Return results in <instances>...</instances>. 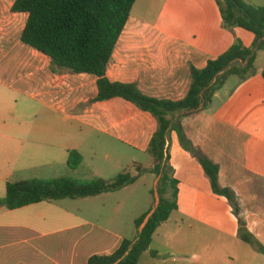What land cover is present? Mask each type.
Returning a JSON list of instances; mask_svg holds the SVG:
<instances>
[{"label": "crops", "instance_id": "crops-1", "mask_svg": "<svg viewBox=\"0 0 264 264\" xmlns=\"http://www.w3.org/2000/svg\"><path fill=\"white\" fill-rule=\"evenodd\" d=\"M212 3L217 8L214 0ZM172 14L163 13L166 18H158L151 28L154 30L153 34L148 32L146 37L149 40L156 39V45H120L124 32L122 33L107 68L106 75L111 82L135 84L144 95L158 100H182L190 86V66L203 69L209 60L216 59L233 45V41L239 38V30L243 31L224 28L217 8V18H210V13L205 10L206 16L202 18L201 27L196 32L190 31V34L185 35L183 30L188 31L192 21L188 25L187 21ZM130 19L126 27L129 23L142 25L139 22H130ZM253 41L252 35V41L248 44L252 45ZM36 54L39 53L33 49L30 51L32 58H36ZM41 56L50 63L49 58ZM231 78L227 79L225 85L205 106L200 105L195 111L174 114L172 124H179L186 140L219 166V186L235 193L247 232L264 248V97H255L260 90L264 93V80L261 77L263 82H258L259 91L252 89L246 97H240L230 104L231 100L225 99L228 96L222 98L221 93ZM247 79L241 81H249ZM52 83L57 89L62 88L65 96L69 95L68 99L64 97L65 99L61 100V105L69 107L75 115L66 116V119L73 120L88 131H100L116 137L123 143L147 150L157 127L149 114L139 111L121 99L91 103L97 96V86L96 78L90 75H76L64 71L55 76ZM0 129L4 132H16L20 126L0 121ZM69 151L72 149H67V158ZM167 151L168 166L177 181V210L171 216L176 214L181 222L188 221L211 230L230 240L232 244L251 247L253 252L245 254L244 258L249 260H244L241 264H253L258 259L259 264H264V253L240 241L238 221L232 213V208L225 198L213 194L203 169L198 161L182 148L176 131L170 132ZM137 165L140 164H134V167ZM43 203L16 210L0 208V221L10 218V215L31 210L43 213ZM152 209L154 208L151 207L146 213ZM20 217V214L15 216L16 219ZM30 224L31 221H27L24 226L0 222V264H87L90 257L108 256L123 240H127L118 237L110 244L91 245L79 236L76 237V234L71 237L62 235L70 229H63L61 236L51 238L55 234L44 233ZM16 229H21L26 235H15ZM139 231L140 229L137 232ZM244 246L238 247L243 251ZM12 247L16 249L2 253L3 248ZM219 260L224 259L202 257L199 262H194L212 264ZM234 261V257H227L226 262ZM138 264L189 262L185 257L159 254L150 246L149 251L140 257Z\"/></svg>", "mask_w": 264, "mask_h": 264}, {"label": "rangeland", "instance_id": "rangeland-1", "mask_svg": "<svg viewBox=\"0 0 264 264\" xmlns=\"http://www.w3.org/2000/svg\"><path fill=\"white\" fill-rule=\"evenodd\" d=\"M13 1L0 0V121L19 125L20 129L16 132L0 129V198L5 196L8 182L58 178L82 183L95 179L110 181L123 171L137 175L134 164H140L148 172L134 184L115 193L44 202L43 213L31 210L10 215V218L0 222L24 226L27 221H31L30 226L35 229L55 234L51 238L61 236L63 229H70L62 235L71 237L76 234V237L91 245L110 244L118 237L127 240L136 238L138 232L135 221L155 207L159 181V177L151 173L154 165L146 148L133 147L100 131H88L84 126L65 118L75 114L69 107L61 105V100L64 97L68 99L69 95L65 96L62 88L53 86L52 81L60 72L54 73L49 60L40 54L32 58V49L21 44L20 35L26 15L10 11ZM246 2L255 7H264V0ZM217 8L212 0H137L131 11L130 22L142 25L129 23L120 45H156V39L149 40L146 36L148 32L153 34L152 26L158 18H166L162 14L167 12L187 23L192 21L191 28L183 30V34L196 32L201 27L202 18L206 16L205 10L210 13V18H217ZM238 32L239 38L233 44L241 42L250 48L248 43L252 41V35L240 30ZM233 37L236 38L235 35ZM235 65L244 66L241 63ZM254 67V73L247 79L249 81L232 77L221 93L222 98L228 96L225 99H230V104H233L240 97H246L250 90L259 89L258 82H263L260 71L264 67V50L255 51ZM260 95L264 97L261 90L255 97ZM67 149L77 151L82 157L76 169H70L66 164ZM19 214L21 217L16 219L15 216ZM14 234L23 237L26 232L16 229ZM238 246L244 245L232 244L225 237L188 221L181 222L173 214L168 223L156 231L151 249L162 255L185 257L189 264L199 262L202 257L224 259L212 264H241L249 260L244 259L245 254L253 250L244 246L248 252L245 253ZM13 249L16 247L3 248L2 253ZM228 256L234 257L235 261L226 262ZM258 260L253 264H259Z\"/></svg>", "mask_w": 264, "mask_h": 264}, {"label": "trees", "instance_id": "trees-1", "mask_svg": "<svg viewBox=\"0 0 264 264\" xmlns=\"http://www.w3.org/2000/svg\"><path fill=\"white\" fill-rule=\"evenodd\" d=\"M136 1L14 0L10 8L13 14L26 15L20 35L21 44L49 58L54 73L68 71L96 78L97 96L91 103L121 99L149 114L156 122V131L146 152L154 165L151 173L159 177V204L134 241L123 240L112 254L92 256L87 264H138L140 257L149 251L157 229L177 210V181L168 166L167 148L171 131H176L182 148L198 161L213 194L225 198L232 208L238 221L240 241L264 253V248L247 232L235 193L219 186V166L186 140L179 124H172L174 114L195 111L200 105L208 104L229 77L245 80L254 73L255 51L264 50V7H255L246 0H215L223 27L251 33L254 41L250 48L244 47L241 42L234 43L216 59L209 60L203 69L190 66V86L186 96L179 101H168L144 95L135 84L113 83L106 75ZM238 63L244 66L235 65ZM261 77L264 80V67ZM81 162L82 157L77 151L68 152L67 166L70 169H76ZM136 171L135 176L123 171L110 181L95 179L82 183L58 178L8 182L5 196L0 198V208L16 210L42 202L114 193L134 184L148 172L141 165L136 166ZM147 215L135 221L137 231Z\"/></svg>", "mask_w": 264, "mask_h": 264}, {"label": "water", "instance_id": "water-1", "mask_svg": "<svg viewBox=\"0 0 264 264\" xmlns=\"http://www.w3.org/2000/svg\"><path fill=\"white\" fill-rule=\"evenodd\" d=\"M155 199H156V205H155L154 209H152V210L148 213V215H147V217L145 218V220H144V222H143V224H142L140 230H142V229L144 228V226L147 224L149 218L153 215V213H154V211H155V208H156V207L158 206V204H159V196H158L157 193H155Z\"/></svg>", "mask_w": 264, "mask_h": 264}]
</instances>
